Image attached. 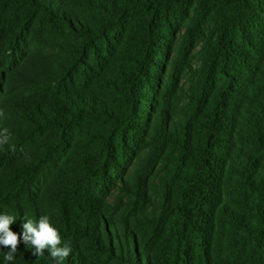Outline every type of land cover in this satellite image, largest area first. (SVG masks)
Returning <instances> with one entry per match:
<instances>
[{"label": "trees", "instance_id": "obj_1", "mask_svg": "<svg viewBox=\"0 0 264 264\" xmlns=\"http://www.w3.org/2000/svg\"><path fill=\"white\" fill-rule=\"evenodd\" d=\"M0 111L63 264H264V0H0Z\"/></svg>", "mask_w": 264, "mask_h": 264}, {"label": "clouds", "instance_id": "obj_2", "mask_svg": "<svg viewBox=\"0 0 264 264\" xmlns=\"http://www.w3.org/2000/svg\"><path fill=\"white\" fill-rule=\"evenodd\" d=\"M0 116H3L2 111ZM9 139L8 129L5 128L0 132V147ZM15 221L16 217L11 214H0V245L8 249L4 254L5 264L14 262L21 239L27 248H31L32 255L43 256L47 250L55 264H63L71 252L70 242L63 241L50 216L42 215L38 220L26 219L22 224V235L12 231L10 226Z\"/></svg>", "mask_w": 264, "mask_h": 264}]
</instances>
